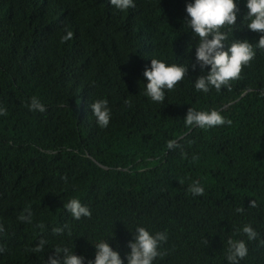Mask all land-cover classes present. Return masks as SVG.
Listing matches in <instances>:
<instances>
[{"label":"trees","instance_id":"trees-1","mask_svg":"<svg viewBox=\"0 0 264 264\" xmlns=\"http://www.w3.org/2000/svg\"><path fill=\"white\" fill-rule=\"evenodd\" d=\"M184 4L134 0L121 12L108 0H0V264H44L60 245L91 259L97 239L123 259L137 225L166 236L153 264H227L242 224L257 237L239 264H264V49L228 86L195 90ZM237 4L227 42L255 46ZM151 58L187 69L162 102L142 94ZM32 96L44 112L29 110ZM99 97L111 112L104 128L88 106ZM189 107L231 123L187 127ZM192 180L201 196L187 192ZM71 197L90 216L73 219Z\"/></svg>","mask_w":264,"mask_h":264},{"label":"clouds","instance_id":"clouds-1","mask_svg":"<svg viewBox=\"0 0 264 264\" xmlns=\"http://www.w3.org/2000/svg\"><path fill=\"white\" fill-rule=\"evenodd\" d=\"M243 2L246 9L243 22L248 30L257 34L255 46L248 39H232L230 43L227 42L228 33L236 27L237 14L240 12L237 0H185L183 23L196 38L194 62L191 65L194 71L199 70L193 81L195 90L208 93L211 89L219 91L223 86H228L230 80L239 77L242 66H246L254 57V47L264 49V0ZM108 3L121 12L134 6V0H108ZM71 37L72 32L67 31L62 39L68 40ZM186 70L184 64L151 58L150 65L143 70L146 82L143 83L142 94L153 102H162L165 90L173 89L184 78ZM27 106L29 110L45 111V105L36 96L29 98ZM88 106L96 124L101 128L106 127L111 116L108 100L99 97ZM183 123L190 128L209 129L230 124L231 121L216 108L196 110L189 107ZM175 143L176 141L169 140L168 148H172ZM187 192L193 197L201 196L204 186L199 180H192L187 186ZM63 207L76 220L91 214L89 207L77 197L67 199ZM235 211L240 213L242 210L237 208ZM56 231L59 232L60 229ZM237 231L246 239L228 238L225 251L227 264H239V260L248 253L246 241L257 237L251 224H242ZM165 238L163 232H151L146 227L137 225L132 239L127 242L128 251L123 259L106 240L97 239L93 242L94 255L91 259L60 245L53 248L44 264H153L160 254L159 244ZM43 245L44 241L41 240L33 251H41Z\"/></svg>","mask_w":264,"mask_h":264}]
</instances>
